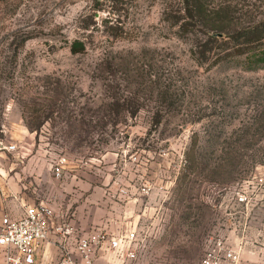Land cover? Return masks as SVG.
<instances>
[{"label":"rangeland","instance_id":"rangeland-1","mask_svg":"<svg viewBox=\"0 0 264 264\" xmlns=\"http://www.w3.org/2000/svg\"><path fill=\"white\" fill-rule=\"evenodd\" d=\"M262 19L264 0H0V148L17 122L34 134L49 203L75 232L108 231L99 220L116 212L136 231L134 255L98 249L93 264L264 245V40L245 42ZM76 173L91 181L80 197Z\"/></svg>","mask_w":264,"mask_h":264},{"label":"built area","instance_id":"built-area-1","mask_svg":"<svg viewBox=\"0 0 264 264\" xmlns=\"http://www.w3.org/2000/svg\"><path fill=\"white\" fill-rule=\"evenodd\" d=\"M8 150H18V143L4 146ZM66 157H61L54 167L55 174L60 177ZM240 202H248L247 195L239 196ZM55 231L61 235L59 241V264H93L96 250L112 249L118 252L131 248L137 239L136 231H123L113 235L109 231L97 230L87 235L75 232L66 224L65 217L55 211L47 202L26 205L24 213L17 218L3 215L0 221V264H39L37 249ZM76 235L74 239L71 235ZM75 243L71 246V243ZM243 243L228 244L219 238L208 251L202 264H238L241 259Z\"/></svg>","mask_w":264,"mask_h":264},{"label":"crops","instance_id":"crops-1","mask_svg":"<svg viewBox=\"0 0 264 264\" xmlns=\"http://www.w3.org/2000/svg\"><path fill=\"white\" fill-rule=\"evenodd\" d=\"M16 126L18 131L13 134L16 140L12 141V143L16 141L18 143L23 142V148L20 147L18 150H8L3 147L0 148V172L4 174L5 177L0 179V213H3V215H9L13 218L20 217L24 213V209L28 204L40 201L49 203L51 195H49L48 189H50L49 186L52 179L51 166L49 161L46 160L45 153L41 152L39 148L34 147V134L28 131L24 126L18 124V122L16 123ZM8 173H10V176L6 175ZM86 178L87 179L84 180V177L78 175V173L71 178V184H69V186L74 187L75 184V187H79L76 189L75 196L78 195L80 197L83 195L81 189L83 188V181L87 180L86 182L91 184V181L88 179L89 177ZM67 183H69V181L65 182V184ZM77 190H79V192H77ZM63 196L64 192L62 191L59 193L60 201L63 200ZM51 206L53 207V205ZM75 207L80 208V204H77ZM116 208L118 207L116 206ZM76 213L80 214V211L77 210ZM76 218L84 223L80 216ZM123 218H126V215ZM108 220H111L109 224ZM119 220H122V216L116 212L108 216L106 215L99 221L100 223H104L105 227H108L109 233L113 235H118L123 231L132 230L127 224L126 226L122 224L120 225L119 223H122L123 220L118 222ZM97 230L103 229H96V231ZM94 231L95 229L82 234L87 235ZM56 236L57 233L53 230L50 234L49 241L43 242L38 247L37 261L39 264L40 262L43 264L54 262L55 257L60 254V251L58 253L56 249L53 250L52 243L55 242L54 240ZM240 243H243V246L241 259L238 264H264V254L261 255V253L264 252V245L258 246L253 242L251 243L250 241H247L243 237L239 239V244ZM57 258L56 262H58Z\"/></svg>","mask_w":264,"mask_h":264},{"label":"trees","instance_id":"trees-1","mask_svg":"<svg viewBox=\"0 0 264 264\" xmlns=\"http://www.w3.org/2000/svg\"><path fill=\"white\" fill-rule=\"evenodd\" d=\"M184 28L186 29V27H184ZM213 30H215V31H210L208 33V39L210 41L216 42V41H220V40L224 39V36H225L224 34H225L226 30L223 27H216V28H213ZM246 32H247L246 35L248 36L247 37L248 39L245 42L254 43V42H256V40H258L259 42H262L264 40V19H262V21H259L258 24H255V25L248 27ZM70 48H71V51L73 53H80V52L86 51L87 45L83 40L75 39L72 42V45ZM242 52H243V49L239 48V53H242ZM259 52L264 53V51H260V50H259ZM259 58H264V56L259 57Z\"/></svg>","mask_w":264,"mask_h":264}]
</instances>
